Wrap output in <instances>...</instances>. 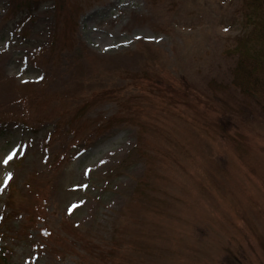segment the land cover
I'll use <instances>...</instances> for the list:
<instances>
[{
	"label": "rangeland",
	"instance_id": "1",
	"mask_svg": "<svg viewBox=\"0 0 264 264\" xmlns=\"http://www.w3.org/2000/svg\"><path fill=\"white\" fill-rule=\"evenodd\" d=\"M240 1L0 0L7 264H264Z\"/></svg>",
	"mask_w": 264,
	"mask_h": 264
},
{
	"label": "trees",
	"instance_id": "2",
	"mask_svg": "<svg viewBox=\"0 0 264 264\" xmlns=\"http://www.w3.org/2000/svg\"><path fill=\"white\" fill-rule=\"evenodd\" d=\"M241 32L228 52L230 85L264 111V0H241ZM0 264H7L0 254Z\"/></svg>",
	"mask_w": 264,
	"mask_h": 264
}]
</instances>
